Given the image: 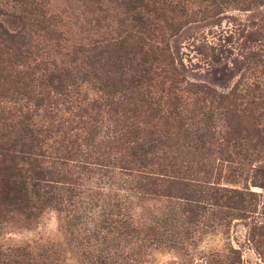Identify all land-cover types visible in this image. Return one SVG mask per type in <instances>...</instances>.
Wrapping results in <instances>:
<instances>
[{
    "label": "trees",
    "instance_id": "trees-1",
    "mask_svg": "<svg viewBox=\"0 0 264 264\" xmlns=\"http://www.w3.org/2000/svg\"><path fill=\"white\" fill-rule=\"evenodd\" d=\"M260 4L130 0L71 42L43 0H0V154L15 170L5 183L9 211L29 218L50 207L81 246L91 238L76 212L84 178L116 177L134 194L106 202L99 227L137 234L139 255L186 249L211 218L227 225L249 217L255 192L237 184L264 159V78L219 91L185 70L170 41L196 14ZM3 18L16 27L7 29ZM133 198L144 204L137 218ZM254 228L264 235V222ZM130 256L113 260L84 244L77 264H132ZM203 257L204 264H235L240 256ZM0 264L62 260L51 246L25 244L0 253Z\"/></svg>",
    "mask_w": 264,
    "mask_h": 264
},
{
    "label": "rangeland",
    "instance_id": "rangeland-1",
    "mask_svg": "<svg viewBox=\"0 0 264 264\" xmlns=\"http://www.w3.org/2000/svg\"><path fill=\"white\" fill-rule=\"evenodd\" d=\"M129 1L43 0L51 12L59 15L63 24L60 28L71 42L91 34L96 17L112 19ZM2 22L7 29L16 27L10 18H3ZM170 44L193 78L205 80L219 91L228 90L238 80L264 78L261 73L264 66V4L248 10L226 8L206 19L196 14L171 38ZM249 167L243 171L244 179L237 186H246L255 192V212L249 217L233 219L227 225L211 218L186 249H151L145 255L137 253V234L106 233L99 227L100 224L104 226L99 220L104 217L106 202L116 198L122 201L124 195L134 194L132 189L113 176L110 183L105 176H88L82 182L77 199L76 212L82 216L79 220L85 222L79 225L91 231V238L87 242L82 240L86 248L96 254L110 255L113 260L120 261L130 253L132 264H204L203 255L209 252L227 254L231 258L237 253L240 257L235 264H264V235L257 234L254 228L264 222V159L252 162ZM14 172L10 162L0 154V253L8 254L10 249L25 244L34 251L51 246L59 251L62 264H77V253L84 248V244L76 243L80 235L69 234L62 217L59 218L52 208L45 207L29 218L9 211L13 207V195L5 190V183L10 182ZM133 200V218L144 215L143 202ZM82 228L80 232L85 233ZM230 248L235 249V254L229 252ZM259 250L263 252L262 256Z\"/></svg>",
    "mask_w": 264,
    "mask_h": 264
}]
</instances>
